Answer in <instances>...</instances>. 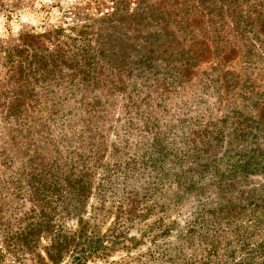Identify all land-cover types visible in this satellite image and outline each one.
Here are the masks:
<instances>
[{"label":"trees","instance_id":"obj_1","mask_svg":"<svg viewBox=\"0 0 264 264\" xmlns=\"http://www.w3.org/2000/svg\"><path fill=\"white\" fill-rule=\"evenodd\" d=\"M59 9L0 35V264H264V0Z\"/></svg>","mask_w":264,"mask_h":264},{"label":"rangeland","instance_id":"obj_2","mask_svg":"<svg viewBox=\"0 0 264 264\" xmlns=\"http://www.w3.org/2000/svg\"><path fill=\"white\" fill-rule=\"evenodd\" d=\"M73 1L74 0H0V4H2V6H0V35H5L8 32L17 34L22 26L39 28L44 21L55 22L61 14L59 5ZM175 38H177L176 35ZM187 85L185 84L183 90L178 87V95L176 94L177 99L175 100L178 104H181V102H179L180 100L190 103V97L192 98L191 91L198 89L196 85ZM194 103L196 102L194 101ZM194 103L192 104L191 121L200 120L199 112H205L202 102L198 104ZM194 110H197L198 113ZM223 111L224 109H220L214 112V117L218 118Z\"/></svg>","mask_w":264,"mask_h":264}]
</instances>
